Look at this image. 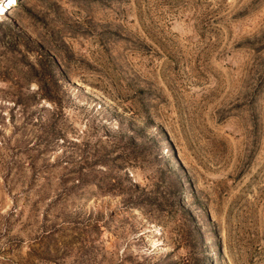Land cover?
Listing matches in <instances>:
<instances>
[{"label":"rangeland","instance_id":"obj_1","mask_svg":"<svg viewBox=\"0 0 264 264\" xmlns=\"http://www.w3.org/2000/svg\"><path fill=\"white\" fill-rule=\"evenodd\" d=\"M0 264H264V0L0 15Z\"/></svg>","mask_w":264,"mask_h":264},{"label":"bare ground","instance_id":"obj_2","mask_svg":"<svg viewBox=\"0 0 264 264\" xmlns=\"http://www.w3.org/2000/svg\"><path fill=\"white\" fill-rule=\"evenodd\" d=\"M17 0H1L0 5V14L4 12V15L7 13V9L12 6L13 3H16Z\"/></svg>","mask_w":264,"mask_h":264}]
</instances>
